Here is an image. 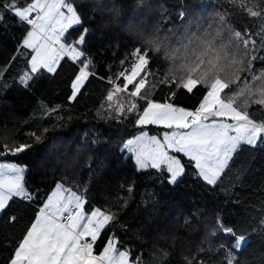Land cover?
Instances as JSON below:
<instances>
[{
	"label": "snow or ice",
	"instance_id": "6c2138e0",
	"mask_svg": "<svg viewBox=\"0 0 264 264\" xmlns=\"http://www.w3.org/2000/svg\"><path fill=\"white\" fill-rule=\"evenodd\" d=\"M217 4L220 10L210 16L186 23L179 32L169 29L174 40L161 37L159 28L152 36H142L145 46L127 53L118 71L107 66V77L99 76L84 47L91 30L80 9L110 13L117 22L120 9L115 0H91V5L74 0H0V24L11 14L25 27L23 50L18 51L26 69L19 77L23 87L43 75H55L62 62L73 63L76 72L69 83L68 100L77 101L91 78L105 80L109 88L100 106L104 111L97 115L104 118L106 114L139 129L120 149L131 154L138 170H157L162 179L176 185L191 167L197 179L215 187L243 146L264 145V119L249 112L252 105L264 111V69L253 71V62L264 63V0H217ZM184 15L180 13L181 18ZM245 17L251 28L234 26V20ZM155 54L168 62L166 70L153 64ZM242 72L248 73L251 83L248 78L241 81ZM184 94L196 100L192 107L176 102ZM41 108L45 116L64 119L62 106ZM150 126L157 131L151 132ZM27 135L43 143L37 132ZM6 141V136L0 137V160L20 157L33 147L32 143ZM27 171V165L0 162V215L16 198L37 206L33 219L0 264H144L141 255L133 256L115 231L104 238L117 219L116 212L88 205L87 190L77 185L74 191L65 179L55 183L41 202L39 194L26 185ZM127 191L131 194L132 186ZM18 219L15 214L8 216L9 223ZM216 230L231 240L230 245L220 243L217 248L223 250L221 264H235L234 253L242 251L246 234L223 225L219 217L209 235L214 237ZM253 231L264 233V216ZM208 243L211 248V240ZM195 259L186 258V264ZM196 264L204 262L197 260Z\"/></svg>",
	"mask_w": 264,
	"mask_h": 264
},
{
	"label": "trees",
	"instance_id": "16d2710c",
	"mask_svg": "<svg viewBox=\"0 0 264 264\" xmlns=\"http://www.w3.org/2000/svg\"><path fill=\"white\" fill-rule=\"evenodd\" d=\"M74 2L91 5V0ZM115 3L120 9L117 22H113L110 13L80 9L85 26L91 30L84 47L100 77L110 74L107 66H111L112 72L118 71L120 60L133 48L144 47L142 36H152L159 28L161 37L174 40L169 29L179 32L186 23L220 10L217 0H145L144 4H138V0H115ZM136 10L143 14V26L135 22ZM181 12L185 13L183 18ZM233 24L241 30L243 26L252 27L246 17L234 20ZM25 35V27L6 14L5 22L0 24V68H4L0 72V137L6 136L9 144L26 142L33 147L20 157L8 156L2 161L28 166L26 185L39 194L41 202L62 179L74 191L77 185L86 189L88 205L117 213L104 238L107 232L115 231L133 256L141 255L144 264H186V258L193 257L196 258L193 264L197 260L221 264L223 250L217 248L220 243L230 245L231 240L219 230L214 237L209 235L219 217L223 225L238 228L247 236L242 251L234 253L235 264H264V233L253 231L264 216V145L243 146L215 187L197 179L191 167L176 185L162 179L157 170L140 171L134 158L120 151L122 143L138 134L139 129L131 123L109 119L106 114L104 118L97 115L104 111L100 106L105 103L109 88L105 80L91 78L74 102L68 100L69 83L76 72L71 62H62L55 75H43L28 88L19 83L22 71L26 70L24 58L18 55L23 50L20 46ZM153 64L161 71L168 67L160 54L153 55ZM261 69L264 63L253 62L254 72ZM240 76L241 81L248 78L251 83L248 73L242 72ZM41 80L46 83L39 98L32 108L23 106L21 98ZM160 95L158 91L156 96ZM176 102L192 107L196 100L184 94L178 95ZM41 105L62 106L60 115L64 119L57 121L45 116ZM249 112L264 119V111L258 105H252ZM43 128H48V132L43 133ZM149 130L157 131L152 126ZM33 131L42 135L43 143H35L27 135ZM129 186L133 188L131 194L127 191ZM36 208V204L16 198L0 215V260L33 219ZM10 214L19 218L17 222H8ZM121 223L123 228L118 227Z\"/></svg>",
	"mask_w": 264,
	"mask_h": 264
},
{
	"label": "rangeland",
	"instance_id": "374dc122",
	"mask_svg": "<svg viewBox=\"0 0 264 264\" xmlns=\"http://www.w3.org/2000/svg\"><path fill=\"white\" fill-rule=\"evenodd\" d=\"M139 13V14H138ZM142 12H139V11H135L134 13V17H135V22L137 24H139L140 26H143L142 25ZM131 27H134L133 24L131 25ZM46 83V80L43 81L41 80V82L38 84V85H32L29 89V91L26 93V95L21 98L20 100V103L25 106V107H29V108H32L33 104L35 103L36 99L39 98V96L41 95V92L43 91V88H44V85ZM23 115H25V112L23 111L22 112ZM51 158V156H50ZM49 159V158H47ZM50 160H53V159H50ZM8 162H14V161H8ZM245 246V244L242 246V248Z\"/></svg>",
	"mask_w": 264,
	"mask_h": 264
},
{
	"label": "crops",
	"instance_id": "0c3cea01",
	"mask_svg": "<svg viewBox=\"0 0 264 264\" xmlns=\"http://www.w3.org/2000/svg\"><path fill=\"white\" fill-rule=\"evenodd\" d=\"M130 138H131V137H130ZM130 138H129V139H130ZM132 138H134V137H132ZM125 152H126V150H125ZM127 154H130V153H127V152H126V155H127ZM130 155H131V154H130ZM0 162H8V161H2V160H0ZM136 169H137V167H136ZM140 171H141V170H140Z\"/></svg>",
	"mask_w": 264,
	"mask_h": 264
}]
</instances>
